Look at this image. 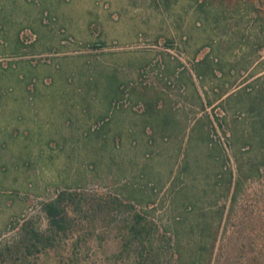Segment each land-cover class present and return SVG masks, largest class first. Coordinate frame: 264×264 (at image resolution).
<instances>
[{
  "label": "rangeland",
  "instance_id": "rangeland-1",
  "mask_svg": "<svg viewBox=\"0 0 264 264\" xmlns=\"http://www.w3.org/2000/svg\"><path fill=\"white\" fill-rule=\"evenodd\" d=\"M262 163L264 0H0V248L27 220L44 234L70 191L97 235L79 264H134L130 212L91 208L113 195L153 223L164 264L201 221L264 214ZM70 244L22 264H67Z\"/></svg>",
  "mask_w": 264,
  "mask_h": 264
},
{
  "label": "trees",
  "instance_id": "trees-1",
  "mask_svg": "<svg viewBox=\"0 0 264 264\" xmlns=\"http://www.w3.org/2000/svg\"><path fill=\"white\" fill-rule=\"evenodd\" d=\"M262 166L264 169V163ZM75 195L74 192L62 191L45 205L47 228L44 234L29 220L25 221L18 239L0 248V264H22L25 262L24 258L31 254H42L47 258L50 251L60 257L58 253L61 241L66 234L67 239L71 238L69 246L71 256L67 257V264H79L77 252L86 251V247H81L80 242L85 237L97 235L93 234V231L82 232L68 216L69 205L73 204L78 210L81 209ZM230 200L232 202L233 197ZM91 203L93 206L90 207H95L98 211L115 207L128 210L130 212L128 222L118 227V233L123 239L119 253L124 250V246L139 245L132 259L134 264H159L156 260L158 255L150 243L151 233L154 231L153 223L135 211L131 205L113 195L97 197L96 200H91ZM200 223L202 226L195 233L197 235L196 239L194 238L195 243L188 246L189 248H183L182 251L178 240L175 241V257L172 260L166 259L164 264H264V214H253L249 211L246 216L237 218V224L233 223L229 230L224 227L220 231L218 227L212 228L209 220ZM73 232L74 238H72ZM177 234L179 232L175 230L171 236L177 237ZM142 248L144 253L140 251ZM134 250L136 248H133ZM27 263L35 264L34 261Z\"/></svg>",
  "mask_w": 264,
  "mask_h": 264
},
{
  "label": "built area",
  "instance_id": "built-area-1",
  "mask_svg": "<svg viewBox=\"0 0 264 264\" xmlns=\"http://www.w3.org/2000/svg\"><path fill=\"white\" fill-rule=\"evenodd\" d=\"M71 40H72L71 37L67 36V39L62 40V42H67V41H71Z\"/></svg>",
  "mask_w": 264,
  "mask_h": 264
}]
</instances>
